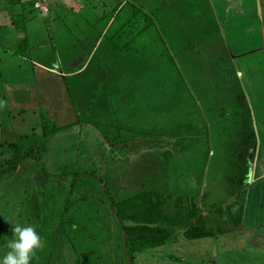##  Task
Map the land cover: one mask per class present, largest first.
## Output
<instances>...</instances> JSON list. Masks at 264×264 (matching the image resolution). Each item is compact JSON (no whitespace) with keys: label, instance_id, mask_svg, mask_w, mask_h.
Here are the masks:
<instances>
[{"label":"rangeland","instance_id":"374dc122","mask_svg":"<svg viewBox=\"0 0 264 264\" xmlns=\"http://www.w3.org/2000/svg\"><path fill=\"white\" fill-rule=\"evenodd\" d=\"M103 1L121 2L110 28L100 0L0 2V169L9 144L41 150L0 181V255L22 225L41 238L30 264H264V211L248 205L251 229L216 212L236 199L237 113L264 154V0ZM140 10L153 24L137 35ZM11 62L39 70L36 111L16 112L32 99ZM143 192L182 223L132 259L116 205ZM191 211L223 233L185 241Z\"/></svg>","mask_w":264,"mask_h":264},{"label":"trees","instance_id":"16d2710c","mask_svg":"<svg viewBox=\"0 0 264 264\" xmlns=\"http://www.w3.org/2000/svg\"><path fill=\"white\" fill-rule=\"evenodd\" d=\"M29 1L32 0H0V2L15 4ZM100 1V8L112 7L110 12L107 11L106 17L107 26L110 27L119 15L121 2L119 4L115 2L114 6H110L104 4L103 0ZM139 13H141L143 23L134 28L137 30V35H142L152 27L153 20L143 11L140 10ZM115 14L116 17L114 18ZM135 30H132L131 33H134ZM237 115L242 118L243 129L248 138L242 141L240 149L236 151L234 157V171L230 179L236 190V199L225 207L216 208V212L220 216L228 215L236 225L243 219V228H259L257 220L253 219L252 222H247L248 217H252V214L248 215L247 212L249 204H252L250 205L252 209L257 208L264 211V180L255 184L250 183L251 166L256 146L255 133L250 117L247 115L244 118L241 113H237ZM237 128L242 129L240 126ZM61 131L62 129L54 130L50 134H46V137ZM9 147L14 150V154L4 161V165L0 169V181L15 173L24 161H38L41 153L39 145H34L27 151L21 150L15 144H9ZM116 216L122 225L125 246L132 259L146 251L157 250L171 243L182 223L179 219L180 214L173 216L167 212V198L159 192H143L119 202L116 205ZM189 216L194 219V222L183 225L182 237L185 241L211 239L219 233H223H217L213 228H210L204 216L197 215L193 211L190 212ZM262 224L264 225V223Z\"/></svg>","mask_w":264,"mask_h":264},{"label":"crops","instance_id":"0c3cea01","mask_svg":"<svg viewBox=\"0 0 264 264\" xmlns=\"http://www.w3.org/2000/svg\"><path fill=\"white\" fill-rule=\"evenodd\" d=\"M6 3H8L10 6H12V4H13L14 7L20 6L18 8H22V3H18V4H15V3H12V2H6ZM6 3H5V6H7ZM37 11H38L37 13L39 14V10H37ZM2 17L5 18V15H3ZM111 26H113V25H110V27ZM20 60H24V59H20ZM37 63H33L34 64L33 66H34V68L39 69V64H37ZM12 65L13 66L10 67V68H12L11 75H12V73H15L14 76H18L19 75L20 78H21V81L25 82V84H23V85L18 84L19 85L18 87L23 88L24 93L26 94V97L29 96L32 99L31 104L26 101L27 104H30V106H28V107H30L29 109L26 108V107H21L16 112L22 111V110H26L28 112L29 111H36V110H33V108L36 109V108L39 107V105H38V102H37V97L34 98L35 96L33 97V95H35L36 91L39 90V70L38 71L36 70V72H35L34 71L35 69L33 70V68L28 66L29 67L28 70L30 71V74H28L27 71H22L21 70V67H19L18 63H15V64L12 63ZM41 69L43 70V73H44L43 75L40 76L41 79H47V78L55 79L53 75H56V76H59V77L60 76L61 77H63V76L65 77V74H61L60 72L54 71V69L53 70L52 69L51 70L50 69L45 70L42 67H41ZM32 71H34V73H32ZM16 79L18 80V78H16ZM238 79H240V78H238ZM11 96L13 97V96H16V95L13 93ZM16 100H17V98L14 101H16ZM11 101H13V100H11ZM14 106L16 107V106H20V105H18V104L12 105V107H14ZM31 107H32V109H31ZM262 159L264 160L263 152L260 153V155L257 158L255 157V160H253V162H255L257 160L256 164L258 162H261V161H262V163L260 165V170H258V169L255 170L254 169V164L252 163L251 174H250V183L251 184H255V183H258V182L264 180V161ZM245 231H247V230H245Z\"/></svg>","mask_w":264,"mask_h":264},{"label":"clouds","instance_id":"9594fccd","mask_svg":"<svg viewBox=\"0 0 264 264\" xmlns=\"http://www.w3.org/2000/svg\"><path fill=\"white\" fill-rule=\"evenodd\" d=\"M13 239L0 255V264H30L35 250L42 247L41 238L32 226H13Z\"/></svg>","mask_w":264,"mask_h":264},{"label":"built area","instance_id":"2783aa9c","mask_svg":"<svg viewBox=\"0 0 264 264\" xmlns=\"http://www.w3.org/2000/svg\"><path fill=\"white\" fill-rule=\"evenodd\" d=\"M36 9H40V6H39V4H38V5H36Z\"/></svg>","mask_w":264,"mask_h":264}]
</instances>
